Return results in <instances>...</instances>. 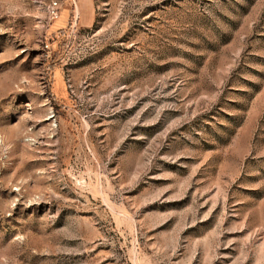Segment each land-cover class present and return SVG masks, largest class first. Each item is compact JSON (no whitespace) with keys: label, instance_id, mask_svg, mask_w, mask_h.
I'll list each match as a JSON object with an SVG mask.
<instances>
[{"label":"rangeland","instance_id":"374dc122","mask_svg":"<svg viewBox=\"0 0 264 264\" xmlns=\"http://www.w3.org/2000/svg\"><path fill=\"white\" fill-rule=\"evenodd\" d=\"M0 264H264V0H0Z\"/></svg>","mask_w":264,"mask_h":264},{"label":"built area","instance_id":"2783aa9c","mask_svg":"<svg viewBox=\"0 0 264 264\" xmlns=\"http://www.w3.org/2000/svg\"><path fill=\"white\" fill-rule=\"evenodd\" d=\"M57 5H58L57 2H55V3H54V9L56 8Z\"/></svg>","mask_w":264,"mask_h":264}]
</instances>
